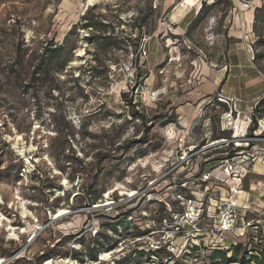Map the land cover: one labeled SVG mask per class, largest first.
Masks as SVG:
<instances>
[{
    "label": "rangeland",
    "instance_id": "1",
    "mask_svg": "<svg viewBox=\"0 0 264 264\" xmlns=\"http://www.w3.org/2000/svg\"><path fill=\"white\" fill-rule=\"evenodd\" d=\"M87 1L0 0V264H264V206L239 207L229 184L264 164V94L247 130L222 98V117L213 103L177 123L228 60L238 0H207L172 41L153 0ZM261 1L243 45L264 85Z\"/></svg>",
    "mask_w": 264,
    "mask_h": 264
},
{
    "label": "crops",
    "instance_id": "2",
    "mask_svg": "<svg viewBox=\"0 0 264 264\" xmlns=\"http://www.w3.org/2000/svg\"><path fill=\"white\" fill-rule=\"evenodd\" d=\"M207 2V0H153L155 8L162 13L161 23H164L168 28L167 31L161 29L159 34L164 35L170 41L183 40L193 24L202 19L203 14L197 20L202 7L204 5L206 7L205 3ZM214 2L216 1L211 0L209 4ZM262 4L261 0L245 3L238 0L234 3L239 14L236 10L233 22L231 20L233 24L228 23L224 32V39L228 45V60L225 66L219 70L203 69V81L198 86H194L195 91L191 95L193 101L184 103L177 108L179 126H192L197 119L202 120L201 122L208 119L203 117H208L209 112H206L208 104L214 103L216 107H222L223 111L219 113V116L222 117L223 114L230 111L225 103L220 101L222 98L229 104L232 103V105L239 107L246 115V120H243L245 121L243 122V130L250 127L253 121L251 112L256 100L264 94V85L260 71L255 64L250 62L249 54L243 45V37L246 40L250 38L256 19V10L262 8ZM205 81H208L209 84H204ZM209 114L213 115L212 113ZM251 167H253L251 173L242 175L240 179H236L234 182L230 181L229 184L234 187L239 182L244 186L243 190L234 194V199H236L239 207L253 206V208L260 209L264 206V192L257 193L253 190L255 183L264 179V164L258 161Z\"/></svg>",
    "mask_w": 264,
    "mask_h": 264
},
{
    "label": "trees",
    "instance_id": "3",
    "mask_svg": "<svg viewBox=\"0 0 264 264\" xmlns=\"http://www.w3.org/2000/svg\"><path fill=\"white\" fill-rule=\"evenodd\" d=\"M261 9L262 8L257 9L256 12H258ZM204 10H205V5L202 7V9L200 11V14H199V16L197 18V20L200 19V17H202V14H203ZM236 10L237 9L234 8L233 9V12H235ZM256 18H257V16H256ZM255 22H256V19H255ZM139 46H140V39H138L137 48ZM61 48H62V46L56 45L54 43V41H51L50 47H44V49H42V52L37 55L38 56V61L36 62V65H34V73L38 74V73H40V71L41 72L42 71H45L47 69V67H48L47 60L46 59L50 56V54L57 53L58 51H61ZM21 59H22V57H21ZM63 63L62 64L60 63L61 66H62V68L65 67V65H66L65 61ZM136 114H138V113L136 112ZM253 122H254V126H256L257 121H256L255 118H253ZM236 150L238 152V151H241L242 149H236ZM94 258L96 259V256ZM233 259H234V257L230 258L229 259L230 262H233ZM126 261H127V256L124 257V258L116 259L114 261V264H125Z\"/></svg>",
    "mask_w": 264,
    "mask_h": 264
},
{
    "label": "bare ground",
    "instance_id": "4",
    "mask_svg": "<svg viewBox=\"0 0 264 264\" xmlns=\"http://www.w3.org/2000/svg\"><path fill=\"white\" fill-rule=\"evenodd\" d=\"M88 3H87V5H88V7H90V6H92V5H95L96 4V0H88L87 1ZM174 129H169V131H170V133L168 134V135H174L173 134V132L175 131H173ZM261 169H262V167H261ZM262 172V171H261ZM110 256V253H107V252H105V253H102V258H101V260H105V259H107L108 257ZM1 260V259H0Z\"/></svg>",
    "mask_w": 264,
    "mask_h": 264
},
{
    "label": "built area",
    "instance_id": "5",
    "mask_svg": "<svg viewBox=\"0 0 264 264\" xmlns=\"http://www.w3.org/2000/svg\"><path fill=\"white\" fill-rule=\"evenodd\" d=\"M233 159L227 160V162H231ZM229 217L227 218V220L223 223V230H229L230 228V222H232L233 220V216H234V211L231 210V212H229Z\"/></svg>",
    "mask_w": 264,
    "mask_h": 264
}]
</instances>
